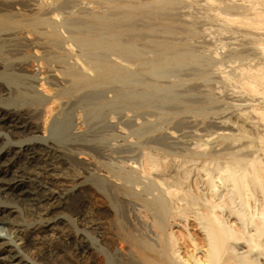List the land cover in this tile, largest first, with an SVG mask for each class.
<instances>
[{
    "label": "rangeland",
    "instance_id": "obj_1",
    "mask_svg": "<svg viewBox=\"0 0 264 264\" xmlns=\"http://www.w3.org/2000/svg\"><path fill=\"white\" fill-rule=\"evenodd\" d=\"M19 1L22 3L17 8L23 7L27 9V12L23 8L20 11H25L30 16L34 15L37 9H40L43 5L50 6L48 8H51V10L55 7L56 11H54L55 13L53 15L57 13L56 18L58 22L66 23L68 21L72 25L76 24L74 26H78V28L88 29V33L86 31L85 34H98L102 38L105 37L103 34L106 33V36L109 34V32H106L108 30L117 33L120 37L127 34L121 38L125 39L122 40L124 42L121 41L122 45L126 43L128 44H125L126 46H130L129 42H131L132 46L134 44L138 46V49L133 46V50L135 52L140 50V53L135 54L132 48L126 49L125 45V47L119 49L122 52L119 50L113 52L106 50L99 51L97 54L99 58L102 57V59L111 60L129 68L125 80L122 81L124 78L121 80L116 79L117 82L114 83L91 86L77 93H69L67 98L62 101L65 104L62 108L59 106L60 102H56L59 103L55 104L57 108L61 109L56 108L59 111H55L53 117L50 118L49 128L47 126L48 130L43 128L44 123L39 124L42 125V130L37 134L39 138L48 137L50 141L57 143L62 149L71 148L73 145L78 148H74L73 152H75V155L70 158V167L68 169L61 168L53 173V183L56 189L66 191L71 190L77 184L79 186L81 185L79 193L81 192L83 194L80 193V196L78 194L75 199L72 198L67 206L72 209L67 208V210L65 208L66 210H56L55 215L49 216L50 219H48V217H42L40 211L30 206L28 202H19L11 198L0 197V205L12 207L15 210L17 209L16 214L18 217L15 220L16 215H13L14 219L12 221L19 228L22 236H26L27 238H30L31 235L34 236L35 234L33 233L38 234V232H41V228L43 230L44 226L50 222H54L55 229L53 231L47 230L46 233H43L37 245L35 242L29 241L24 246V254L34 264H146L141 258L139 251L142 250L141 247L149 243L155 245V242L152 240V237H154L152 220L149 219L145 203L152 198L160 196L159 189L154 181L155 172L157 171L149 172L150 170H148L146 164L147 158L152 156L159 159L160 163L165 162L173 172H178V170L180 172L183 171L180 165L182 164L184 156L203 151L204 147L201 149L198 146L208 139L213 144H209L207 146L208 148L205 147L207 148L206 151L216 146V142L214 143V141L217 140L216 137L218 135H215L216 137L213 135L218 130H223V127L218 128L222 124L223 119L226 120L231 116L230 124H233V121L241 115V111L247 110L252 104L251 101L253 98L244 92L242 95V90H236V87L232 86L234 83L231 85L225 77V73L226 76L229 72L234 73V70L236 71L237 69L236 67L252 63L250 58L254 57V50L250 49L245 51L246 47L247 49L251 47L249 43L251 39L250 37H245L243 32H236L237 34L235 32H229L226 26L227 23L224 22L225 19L223 20L224 15L218 11H212V8L223 7L225 3L228 5L241 4L242 0H220V2L217 0L214 4L210 0H178L179 2L173 0V4L171 3L172 6L168 4L169 6H165L164 9L162 8V11H158L159 8L155 5H152L153 9L151 5L149 7L150 9L148 7L146 8V5L150 4L151 1L153 3L154 0H118L119 3L116 0L110 2L106 0H59V2H55L54 0ZM222 2L224 3L221 5ZM28 3L36 5L37 7L34 6L36 7V11H30ZM25 4L27 7H25ZM174 4L175 6H173ZM216 4L220 6H216ZM142 5H145V7L142 8ZM139 8L142 11H138ZM12 9L13 12L18 11L17 9ZM124 13H130L129 16L134 14V16L131 15L129 17ZM150 13L151 15L147 16ZM59 15L60 17H57ZM106 15L109 16L107 18L108 21L105 20L106 18L104 16ZM122 15L125 16L122 17ZM100 16H103L105 19L100 18ZM117 17L119 19H116ZM124 17L127 18L125 19ZM117 20H120L118 21L119 23L116 22ZM113 22L116 23L114 26L112 24ZM105 23L106 26H104ZM115 25L119 26L115 27ZM90 27L91 29L94 27L96 29L91 30ZM97 28L100 29L98 30ZM101 29L103 30L100 33ZM119 32L120 35L118 34ZM162 43L163 46L164 44L167 45L165 47H159L158 44ZM70 44L72 43L70 42L68 45ZM74 47V45H71L68 48H63L69 52L68 60L72 63H76L75 60L78 58H82V61H91L79 48ZM30 48L32 49L30 50ZM165 48L175 52L166 54V51L164 52ZM35 49L38 51L36 50V52ZM39 49V47L34 46L25 48L22 45L20 48L21 51H18L19 55L14 54L11 58H25L27 62L23 66V73L34 75L39 72L38 70H41L38 60L46 52H48L50 57H53L55 52L60 51V49L43 48L40 49L41 51ZM240 49L242 51L244 49L245 53L251 52L249 58H246L248 53L244 55L245 58L238 55L235 56ZM129 50L130 53H128ZM42 51L43 53H41ZM178 51H181V54L187 52L186 55H188V52H191L195 56L192 58L193 63L189 61L186 62L188 64L185 63L181 66L170 63L168 66L170 60L179 55ZM81 52L85 58L82 57ZM158 53L160 54L158 55ZM191 53H189L190 56H192ZM231 53H234L233 55L235 57H232ZM124 54H130L131 57H129L130 55L126 56ZM133 54L135 55L133 56ZM140 54L146 55L147 57L142 55V58L136 57V55L139 56ZM196 57L198 60L194 59ZM154 59L158 61L155 62ZM146 60H148V63ZM236 60L241 62H236ZM47 61L50 63L51 60ZM144 64L146 65L144 66ZM149 65H155V68H158L157 65H159L161 69H155V71L153 69L146 72L145 68ZM183 66L186 67L184 68ZM62 67L63 64L55 61H51L50 64L46 65L48 70L52 72L54 70V74L58 73ZM2 68L3 66H0V75L2 77H0V87H2L0 88L2 89L0 91V106L6 104L14 107L35 109L39 106V103L35 100L36 95L41 93L47 96L46 94L49 93L50 87L48 84L45 85V82L42 84L43 82L39 81V84H35L37 90L39 89L36 92V90L27 86L26 80L23 78L19 79L17 85H14L16 90L13 93V90L10 91L5 87L6 80L4 79L5 75L3 77L4 68ZM46 68H44L45 72L47 71ZM44 70L42 69V71ZM26 71L27 73H25ZM33 71L35 72L33 73ZM7 72L12 73L11 70H7ZM16 73L19 74L18 71ZM57 78L62 82L60 83L57 80L60 88L68 91L71 82L64 80L62 76H57ZM42 85L45 86L40 87ZM46 86H48V91L45 90L44 92ZM53 88H57V86L54 85ZM40 89L43 91H40ZM50 92L52 93L48 95L53 96L54 91ZM81 97L82 99H80ZM74 100L76 103L78 102L77 105H75ZM236 100L238 101L236 102ZM49 101L55 102V99L51 97ZM234 128L237 129L238 125H235ZM202 129L206 130L204 131ZM46 132L47 134L45 136L44 133ZM8 133V130L0 129V137H6ZM209 135H212L214 139ZM13 138V143L18 141ZM3 139L0 141V149L7 142L6 139L4 141ZM220 147L217 148L219 149ZM146 149L147 151H144ZM94 150H97L96 153L100 151L96 154ZM147 152H150V154ZM1 155L2 152H0V157ZM80 155H82L81 158ZM74 157L79 158L76 160ZM129 163L133 165L134 163L137 164L134 167ZM138 166L139 168H137ZM173 166H176L177 170H174L175 168ZM99 167L101 170H99ZM142 167L145 170L147 167V175L144 174L145 170ZM126 174L132 175L133 178L127 179L125 177ZM193 176H191V179L195 184L197 177L195 178ZM143 222L146 223L147 227ZM189 225L187 229L180 226L174 227V233L176 234L177 232V235H181L184 233L182 232L185 231L184 229H186V232H193L192 234L195 233L194 231L199 232V228L191 224L195 227L192 228ZM24 230L26 233H24ZM62 231L72 237L69 242L58 238V233ZM0 234L4 236L8 235L6 227L0 230ZM76 239L77 241L84 242V247L80 252L76 251L72 246L76 242ZM136 241L139 243V247L133 244ZM28 245H32V248ZM30 248L33 253L30 252ZM127 251L129 254H127Z\"/></svg>",
    "mask_w": 264,
    "mask_h": 264
},
{
    "label": "bare ground",
    "instance_id": "obj_2",
    "mask_svg": "<svg viewBox=\"0 0 264 264\" xmlns=\"http://www.w3.org/2000/svg\"><path fill=\"white\" fill-rule=\"evenodd\" d=\"M54 1L59 2V0ZM106 1L110 2L112 0ZM116 1L119 3L120 0ZM210 1L211 3L213 2L212 4L217 2V0ZM27 2L30 1L27 0ZM172 2L173 0H154L153 3L151 1L150 4H148L149 6L146 5V8L148 7V9H150V5L151 8L152 5H155L159 8L158 11H162V8L164 9L165 6H172ZM241 2V4L236 3L231 5L225 3L223 7L216 8L214 6L215 8H212V6L211 8L212 11H218L224 15L223 20L225 19L224 22L227 23V25H225L229 32H243L245 37H250L251 39L249 42L251 47L248 49L247 47L244 48L245 51L250 49L254 50V57L250 58L252 63L236 67L237 69L236 71L234 70V73L229 72L227 76L225 73V77L229 80L226 79L231 85L234 83L232 86H235L236 88H234L236 90H242V92L239 90L242 95L244 92L253 98L251 101L252 104L251 106L248 105L249 108H247V110L241 111V115H237L238 118L236 120L234 119L235 121H233V124H230L231 116L226 120L223 119V122H221L222 124L218 122L221 124L218 128L223 127V130H216V134L213 135H218L217 137L215 136L217 140L214 141V143L216 142V146H213L209 151H206L208 148L207 146L213 144L207 138L208 140L198 146V148L201 149L204 147L203 151L194 152L193 154L184 156L182 164L180 165V167L183 168V171L180 172L178 170V172H173L165 162L160 163L159 159L152 156L147 158L146 164L148 170H150L149 172L157 171L155 172L154 181L159 189L160 196L152 198L145 203L149 219L152 220V229L154 230V237H152V240L155 242V245L149 243L141 247L142 250L139 251L141 258L146 264H264V0H242ZM21 3L22 2L19 0H0V66H3L4 68L3 77L5 75V87L10 91L13 90L14 93V90H16L14 85H17L19 79L23 78L26 80L27 86L36 90V92L39 91V89L37 90L35 84L39 81H42V84L45 82V85L48 84L50 87L49 90L54 91V94L53 96L48 95L52 93L50 91L48 94H46L47 92L45 93L47 96L41 93L37 94L35 100L39 103V106L35 109L14 107L6 104L0 106V129L9 131V133L6 134V137H0V141H2L3 138L7 140L6 144L2 142L4 147L0 149V152H2L0 157V197L11 198L19 202H28L30 206L40 211L42 217H48V219H50L49 216L53 215L56 210L69 208L67 207L69 201L72 198L75 199L78 194L80 196L83 193H79L81 185L79 186L78 184L73 186L71 190L61 191L56 189V186L53 183V173L61 168L68 169L70 167V158L75 155V152L73 151L74 148L77 147H74L73 145L71 148L62 149L57 143L50 141L48 137L39 138L37 134L42 130V125L39 124L44 123L43 128L47 129V126L50 124V118L53 117L55 111H59L65 105L62 101L67 98L69 93H77L91 86L104 85L111 82L114 83L117 82L116 79L121 80L124 78L122 81L125 80L129 70L128 67L111 60L102 59V57L99 58L97 54L102 50L113 52L119 50L121 47H125L128 44L124 43L122 45V42H124L122 40L125 39L121 38L127 34L125 35L124 32V35L122 34L123 36L121 35L122 37H120L117 33L109 30L106 31L107 33L109 32L107 36L105 35V31H103V33H105L103 35L106 38H102L98 34H85L86 31L88 33V29L84 30L82 27L78 28V26H74L76 24L72 25V23H68V21L66 23L58 22L56 18L57 13L56 15H53L55 13L54 11H56L55 7L51 10V8H48L50 6L43 5L40 9H37V12L34 15L30 16L26 14L28 11L27 9L22 7L26 12H21L20 10L22 8H17ZM223 3L224 2H222L221 5ZM218 5L216 4V6ZM29 6L30 11H36V5L30 3L28 7ZM173 6H175V4ZM25 7H27V5ZM141 7L143 8L145 5H142ZM11 8L17 9L18 11L13 12V9L11 10ZM140 10L141 9L139 8L138 11ZM124 14L126 15L127 13ZM129 14L130 13L127 15L129 16ZM221 14L220 16H222ZM125 15H122V17ZM131 15L134 16V14ZM131 15L129 17H131ZM149 15H151V13L147 16ZM106 16H104L106 19L103 16H100V18L102 17V19L104 18L108 21L107 18L109 16ZM57 17H60V15ZM116 19H119V17ZM123 20L121 21L123 22ZM118 21L120 20H117L116 22L119 23ZM112 24L114 26L116 23L113 22ZM104 26H106V23ZM118 26L115 25V27ZM97 29L99 30L100 28ZM120 29L121 28L119 27V30ZM102 30L103 29H101L100 33ZM66 33L68 36H66ZM118 34L120 35V32ZM70 42L72 44L68 45ZM129 43L130 46H126V49L132 48L133 50V46L135 48L138 47L135 44L132 46L131 42ZM22 45L25 46V48L34 46L39 47L40 49H60V51L55 52V55L50 57L45 50L46 54L38 60L41 70H38L39 72L34 75H27L23 73V66L27 62L25 58H11L14 54L19 55L18 51L22 50H20ZM67 45L69 47L74 45L79 48L90 58L91 61H82V58H78L77 60L74 59L76 63H72L68 60L69 52L63 49L68 48ZM166 45L167 44H164L163 46V43L158 44L159 47H165ZM31 49L32 48H30V50ZM40 49L39 51H41ZM36 50L37 49H35V51ZM240 50L237 51L235 56L238 55L245 58L244 55L248 52L245 53L244 49L243 51L242 49ZM119 51L122 52V50ZM139 51L140 50L135 52L133 50L135 54L140 53ZM165 51L166 54L175 52L171 51V49L170 52L168 48H165L164 52ZM178 52L179 55L172 58L168 63V66L170 63L177 64L176 66H181L186 62H192L194 55H192L191 52H188V55L191 53L192 56L186 55L187 52L185 54H181V51ZM41 53H43V51ZM83 53L82 57L85 58ZM128 53H130V50ZM250 53L247 54L248 56L246 58H249ZM135 54H133V56ZM159 54L160 53H158V55ZM233 54L231 53L232 57H235ZM141 55L142 54L139 56L136 55V57L142 58ZM142 56L147 57L146 55ZM129 57H131V55ZM194 59L196 60L197 57ZM47 60L63 64L62 69L54 74V70L52 72L46 68V65L51 63V61L48 63ZM147 61L148 60H146V62ZM154 61L156 62L158 60L154 59ZM236 62H239V60H236ZM145 65L146 64H144V66ZM154 66L155 65L147 66L145 68L146 72L153 69L154 71L155 69H161L159 68V65H157L158 68H155ZM44 68L47 69L46 72ZM42 69L44 71H42ZM7 70H11L12 73H8ZM16 71H18L19 74L16 73ZM34 72L35 71H33V73ZM25 73H27V71ZM57 76H62L64 80L71 82L68 91H64V88H60V85L57 83ZM58 82L60 81L58 80ZM45 85L40 87H44ZM54 85L57 86V88H53ZM47 87L48 86L45 87L44 92L45 90L48 91ZM1 90L2 89H0V91ZM41 90L42 89H40V91ZM51 97L55 99V102L49 101ZM80 99H82V97ZM237 101L238 100H236V102ZM56 102H60V104ZM74 103H76L75 100ZM77 103L75 105H77ZM55 104H59L61 108H57V105ZM56 108L59 110H56ZM70 108L72 107L70 106ZM235 125H238L237 129L234 128ZM175 128L178 129L177 127ZM172 133L174 134V132ZM45 134H47V132L44 133V135ZM209 136L214 139L212 135ZM12 137L18 141L13 143ZM219 146L221 147L218 149L217 147ZM144 151H147V149ZM147 153L150 154V152ZM81 157L82 155H80V158ZM77 158L75 159L77 160ZM135 164L137 163H134V165L131 164V166L133 165L135 167ZM88 166L90 165L88 164ZM139 166L137 168H139ZM144 167H142L143 170H145ZM173 168H175L174 170H177L176 166H173ZM99 170H101L100 167ZM146 170L144 174H146ZM91 171L94 172L93 170ZM193 175L195 178L197 177L195 184L191 179V176ZM125 177L127 179L133 178L130 174H126ZM16 210L12 207L0 205V230L3 227H6V230L8 231V235L4 236L0 234V264H34L24 254V246L27 245L29 241L35 242L37 245V242L42 238L41 235L46 233L47 230L53 231L55 229V224L54 222H50L43 227V230L40 227L41 232H38V234L32 232L35 235H31V237L29 236L30 238H27L26 236H22L19 228L12 221L14 219L13 215H16L15 220L18 217ZM143 223L146 225L145 222ZM188 224H192L199 228V232L194 231V234H192L193 232H186ZM176 226L186 228L184 229L185 231H182L184 233L177 235L178 233L176 232L175 234L174 227ZM192 228L195 227L192 226ZM24 233H26V231ZM59 233L58 238L61 240L63 239L69 242V240L72 239L69 234L63 233V231ZM148 237L150 236L148 235ZM83 243L84 242L77 241L76 239V242L74 245L72 244V246L76 251L80 252L84 247ZM133 244L136 247H139L137 241ZM31 248L29 249L30 252ZM129 250L131 251L130 248ZM31 253H33V251ZM127 254H129L128 251ZM29 256H31V254H29Z\"/></svg>",
    "mask_w": 264,
    "mask_h": 264
}]
</instances>
